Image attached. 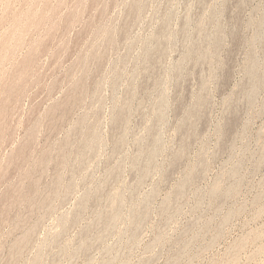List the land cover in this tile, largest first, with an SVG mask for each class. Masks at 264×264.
<instances>
[{"label": "rangeland", "instance_id": "rangeland-1", "mask_svg": "<svg viewBox=\"0 0 264 264\" xmlns=\"http://www.w3.org/2000/svg\"><path fill=\"white\" fill-rule=\"evenodd\" d=\"M3 42L0 264H264V0H0Z\"/></svg>", "mask_w": 264, "mask_h": 264}, {"label": "bare ground", "instance_id": "bare-ground-1", "mask_svg": "<svg viewBox=\"0 0 264 264\" xmlns=\"http://www.w3.org/2000/svg\"><path fill=\"white\" fill-rule=\"evenodd\" d=\"M15 37V36H14ZM18 38V37H17ZM12 42V41H11ZM7 48V43L6 42H3L1 45H0V51H3ZM7 53V52H6ZM5 56V54H4ZM2 57H0V63L2 62ZM72 86V85H71ZM13 89V88H12ZM65 106H66V103H62L58 109H60L61 111L65 109ZM31 180V179H30ZM6 199V198H5ZM4 202V201H3ZM1 203V202H0ZM21 243V242H20ZM12 250V249H11Z\"/></svg>", "mask_w": 264, "mask_h": 264}]
</instances>
